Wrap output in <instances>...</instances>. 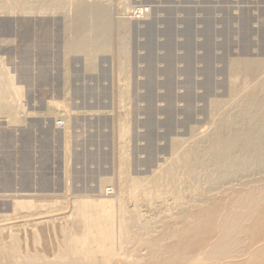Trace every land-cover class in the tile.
<instances>
[{
  "label": "rangeland",
  "instance_id": "374dc122",
  "mask_svg": "<svg viewBox=\"0 0 264 264\" xmlns=\"http://www.w3.org/2000/svg\"><path fill=\"white\" fill-rule=\"evenodd\" d=\"M136 6L145 13L137 14ZM106 7L110 51L96 55L92 71L83 55L65 52L59 13L0 14V57L7 68L26 71L27 79L15 73L24 88L16 113L0 110V224L33 219L1 223L14 218L13 202L24 194H33L36 204L63 201L67 207L76 200L116 202L124 142L128 175L149 177L169 157L173 139L188 141L192 130L199 137L212 132L211 102H230V64L264 61V0H109ZM122 42L129 88L121 98ZM122 122L129 127L124 142Z\"/></svg>",
  "mask_w": 264,
  "mask_h": 264
},
{
  "label": "bare ground",
  "instance_id": "6f19581e",
  "mask_svg": "<svg viewBox=\"0 0 264 264\" xmlns=\"http://www.w3.org/2000/svg\"><path fill=\"white\" fill-rule=\"evenodd\" d=\"M108 1L0 0V14L59 13L67 35L65 52L83 55L85 68L92 71L96 55L110 51ZM134 10L145 13L142 6ZM122 28L129 31L126 23ZM118 55L122 98L129 88L125 43ZM10 68L0 57V110L5 115L16 113L15 101L24 89L15 73H26ZM39 72L45 76L46 70ZM263 72L264 61L232 62L230 102L210 104L212 132L199 137L192 130L188 141L173 139L169 157L147 178L128 175L124 140L129 127L122 122L121 195L116 202L76 200L67 207L63 201L36 204L30 200L33 194L19 196L21 200L13 202L14 218L1 223L33 219L0 224V264H264V176L250 178L264 173ZM229 105L236 108L234 114Z\"/></svg>",
  "mask_w": 264,
  "mask_h": 264
}]
</instances>
